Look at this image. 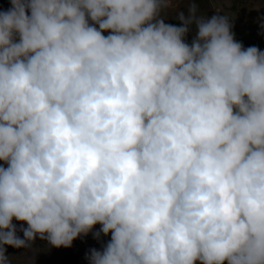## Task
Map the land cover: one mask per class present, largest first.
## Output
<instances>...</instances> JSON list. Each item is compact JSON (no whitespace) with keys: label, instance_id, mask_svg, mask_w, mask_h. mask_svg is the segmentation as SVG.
I'll return each instance as SVG.
<instances>
[{"label":"clouds","instance_id":"clouds-1","mask_svg":"<svg viewBox=\"0 0 264 264\" xmlns=\"http://www.w3.org/2000/svg\"><path fill=\"white\" fill-rule=\"evenodd\" d=\"M171 5L0 9V264L96 225L87 264H264V51Z\"/></svg>","mask_w":264,"mask_h":264},{"label":"rangeland","instance_id":"rangeland-1","mask_svg":"<svg viewBox=\"0 0 264 264\" xmlns=\"http://www.w3.org/2000/svg\"><path fill=\"white\" fill-rule=\"evenodd\" d=\"M192 3L196 4L199 15L210 17L214 11H219L221 15H228L233 25L232 31L235 39L245 48L256 46L264 51V29L261 28V23L264 22V0H172L171 7L163 14L165 22L178 25L177 14L181 11L186 13ZM9 7L10 0H0V9ZM192 38L193 32H190L186 37V42L190 43ZM14 223L18 229L17 234L23 236L19 229L27 225H21L16 221ZM99 228L100 226L96 225L87 236L74 240L70 248H53L46 241L37 238L34 244L37 250L35 253L28 249L7 247V254L11 264H87L85 255L88 250L99 249L110 239V235H101L99 241L95 239L93 233L99 231Z\"/></svg>","mask_w":264,"mask_h":264},{"label":"trees","instance_id":"trees-1","mask_svg":"<svg viewBox=\"0 0 264 264\" xmlns=\"http://www.w3.org/2000/svg\"><path fill=\"white\" fill-rule=\"evenodd\" d=\"M21 237H22V235H21Z\"/></svg>","mask_w":264,"mask_h":264}]
</instances>
